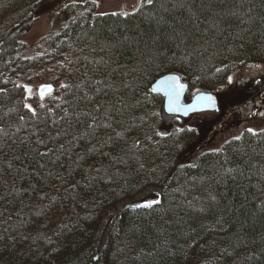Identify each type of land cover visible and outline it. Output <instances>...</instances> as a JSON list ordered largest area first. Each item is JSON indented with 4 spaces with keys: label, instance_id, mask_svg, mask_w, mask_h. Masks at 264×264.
Wrapping results in <instances>:
<instances>
[{
    "label": "trees",
    "instance_id": "16d2710c",
    "mask_svg": "<svg viewBox=\"0 0 264 264\" xmlns=\"http://www.w3.org/2000/svg\"><path fill=\"white\" fill-rule=\"evenodd\" d=\"M43 1L0 0V264H264V128L179 163L197 134L163 131L150 89L176 73L189 101L263 63L264 0L76 4L25 56ZM149 187L159 203L133 204Z\"/></svg>",
    "mask_w": 264,
    "mask_h": 264
},
{
    "label": "rangeland",
    "instance_id": "374dc122",
    "mask_svg": "<svg viewBox=\"0 0 264 264\" xmlns=\"http://www.w3.org/2000/svg\"><path fill=\"white\" fill-rule=\"evenodd\" d=\"M146 0H46L41 2L31 15V23L25 32L20 52L25 56L41 53L45 46L41 39L53 34L71 19L76 4L91 2L96 11L128 13L138 8ZM78 7V5H76ZM76 7V9H77ZM67 9V11H66ZM50 85L46 83H26L27 94L38 93L39 87ZM52 86V85H51ZM52 92V91H51ZM46 93L45 95L50 94ZM195 91L190 93L192 96ZM219 97V110L203 112L188 118L177 119L182 126L187 125L197 134L184 145L179 155V163H191L205 150L220 148L229 138L238 136L242 131L264 128V62L248 64L235 70L229 84L214 92ZM44 95V96H45ZM43 96V97H44ZM162 130L168 131L175 118L166 120L162 115ZM162 198V190L149 187L139 193L133 200L137 206H148ZM121 204L118 206V208ZM105 242L104 230L100 233L96 251H100Z\"/></svg>",
    "mask_w": 264,
    "mask_h": 264
},
{
    "label": "water",
    "instance_id": "95a60500",
    "mask_svg": "<svg viewBox=\"0 0 264 264\" xmlns=\"http://www.w3.org/2000/svg\"><path fill=\"white\" fill-rule=\"evenodd\" d=\"M25 89L30 90L31 88L25 87ZM48 89L51 90L48 91ZM150 89L163 96L162 115L166 120L174 116L187 118L192 114L219 110L217 95L213 92H195L190 100L185 102L184 96L187 93L188 85L176 73H169L157 78L151 84ZM51 91H53L51 85H43L38 89L41 96Z\"/></svg>",
    "mask_w": 264,
    "mask_h": 264
},
{
    "label": "flooded vegetation",
    "instance_id": "af4514ba",
    "mask_svg": "<svg viewBox=\"0 0 264 264\" xmlns=\"http://www.w3.org/2000/svg\"><path fill=\"white\" fill-rule=\"evenodd\" d=\"M217 99H218V103H219V106H220V102H219V97L217 96ZM203 113V112H202ZM196 114H199V113H196ZM192 115H194V114H192ZM192 115H190V116H192ZM189 116V117H190ZM172 118H175V119H182L181 117H179V116H174V117H172ZM188 118V117H187Z\"/></svg>",
    "mask_w": 264,
    "mask_h": 264
},
{
    "label": "snow or ice",
    "instance_id": "6c2138e0",
    "mask_svg": "<svg viewBox=\"0 0 264 264\" xmlns=\"http://www.w3.org/2000/svg\"><path fill=\"white\" fill-rule=\"evenodd\" d=\"M152 2V0H148V3L150 4ZM51 89H48V91H50ZM155 203H159V201H155Z\"/></svg>",
    "mask_w": 264,
    "mask_h": 264
},
{
    "label": "bare ground",
    "instance_id": "6f19581e",
    "mask_svg": "<svg viewBox=\"0 0 264 264\" xmlns=\"http://www.w3.org/2000/svg\"><path fill=\"white\" fill-rule=\"evenodd\" d=\"M57 218V217H56ZM59 219V218H58ZM56 220V219H55ZM39 221V220H38ZM51 221V220H50ZM59 221V220H58ZM57 222V221H56ZM50 223V222H49ZM43 224V223H42ZM23 230V229H22ZM23 232V231H22ZM41 232H43V231H41ZM31 233V232H30ZM23 234V233H22ZM22 236V235H21ZM39 236V235H38Z\"/></svg>",
    "mask_w": 264,
    "mask_h": 264
}]
</instances>
